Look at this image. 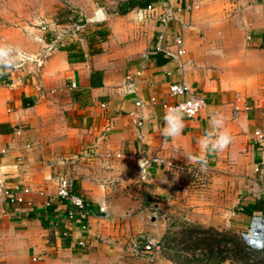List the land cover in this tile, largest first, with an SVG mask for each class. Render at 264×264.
<instances>
[{"label":"crops","instance_id":"crops-1","mask_svg":"<svg viewBox=\"0 0 264 264\" xmlns=\"http://www.w3.org/2000/svg\"><path fill=\"white\" fill-rule=\"evenodd\" d=\"M36 1L33 11H0V83L23 78L0 88V178L31 190L32 201L10 207L0 197V264H148L131 253L140 235L162 247L154 264H167L163 217L173 205L199 224L239 233L254 215L264 217V145L255 137L264 132V0H199L184 18L191 28L183 71L173 49H155L160 19L191 0H137L125 15L116 12L125 0H63L82 17L85 28L75 30ZM98 12L103 20L91 22ZM58 38L35 77L15 69L10 47L32 55ZM178 82L206 106L195 118L183 116L181 134L168 137L163 105L179 101L168 94ZM217 115L222 129L212 127ZM225 130L224 151L202 149L205 137ZM156 155L179 169L151 165L142 183L138 163ZM62 177L84 200L85 220L67 219L70 207L57 198Z\"/></svg>","mask_w":264,"mask_h":264},{"label":"built area","instance_id":"built-area-1","mask_svg":"<svg viewBox=\"0 0 264 264\" xmlns=\"http://www.w3.org/2000/svg\"><path fill=\"white\" fill-rule=\"evenodd\" d=\"M199 9V0H191L187 6L171 10L160 19L161 29L157 37L155 50L157 52L167 53L170 48L173 49L172 58L178 63L181 71L184 69L182 58L186 54L184 33L191 28L190 23L185 21L184 18L185 16L192 15ZM146 10L152 12L153 8L152 6H147ZM172 26H176L177 29L173 36H170ZM41 30L46 31V28L43 27ZM35 40L40 43L43 42L41 38H35ZM59 40L61 38H58L54 43L44 45L42 51L32 55L10 47L8 51L9 58L13 62H16L15 69H23L26 71L27 76L35 77L45 66L47 58L58 50ZM22 81L23 78L20 77L16 80L0 83V88H13L16 84L22 83ZM133 83V79L128 77L127 89L129 92H133ZM168 94L171 98L179 99V101L175 104H164L163 108L167 113L170 109H179L182 116L192 119L197 117L206 106V101L194 93L184 82L172 84L169 87ZM151 103L156 104V100L151 99ZM234 110L235 113L239 112L238 108ZM246 110L248 109L246 108ZM255 137L260 144L264 145V132L255 133ZM151 165L159 168L179 169L175 165L167 163L158 155L149 159L140 160L138 163V175L142 183L146 182L149 174L148 170ZM30 196L31 190L28 188L13 186L5 178H0V197L5 200L8 206L30 207L32 206V201L28 199ZM57 198L68 203L70 207V211L67 213L68 220L72 221L77 216L80 220H85L89 215L84 200L71 191L70 182L64 177L58 179ZM97 207L101 213L107 215V205L104 201H100ZM83 230H86V227H83ZM241 238L249 249L255 251L264 250V217L260 214L254 215L251 218L248 229L241 233ZM79 246L83 247L84 243L80 242ZM130 249L133 256L143 258L148 264H154L161 253L160 243L150 235H140L137 238H133L130 243Z\"/></svg>","mask_w":264,"mask_h":264},{"label":"rangeland","instance_id":"rangeland-1","mask_svg":"<svg viewBox=\"0 0 264 264\" xmlns=\"http://www.w3.org/2000/svg\"><path fill=\"white\" fill-rule=\"evenodd\" d=\"M42 1L44 14L54 22L71 30H75L77 26L85 28L81 25L83 22L78 10L65 1ZM33 3L39 1L0 0V11L5 7L10 14H16L19 5L21 11H33ZM17 23L19 22L16 20L8 22L9 25ZM192 183L197 186L196 181ZM191 213H186L179 205H173L163 217L165 234L162 245L167 264H264V250L246 248L241 233L226 228L222 223H218L217 227L199 224L194 221L195 217ZM230 242H236L238 248Z\"/></svg>","mask_w":264,"mask_h":264},{"label":"clouds","instance_id":"clouds-1","mask_svg":"<svg viewBox=\"0 0 264 264\" xmlns=\"http://www.w3.org/2000/svg\"><path fill=\"white\" fill-rule=\"evenodd\" d=\"M164 134L168 137L179 136L183 130V116L179 109H170L165 116ZM214 129H222L224 125V118L220 115L214 116L211 121ZM231 142V136L225 131H220L215 135V138L205 137L200 143L205 151H224ZM200 163H206L203 156L199 158Z\"/></svg>","mask_w":264,"mask_h":264},{"label":"trees","instance_id":"trees-1","mask_svg":"<svg viewBox=\"0 0 264 264\" xmlns=\"http://www.w3.org/2000/svg\"><path fill=\"white\" fill-rule=\"evenodd\" d=\"M138 2L137 0H125L123 2H120L116 8V12L120 15H125L128 12H130L131 10H133L135 7H137ZM101 35V37L104 36V34H99ZM231 244H233V246L238 248V244L236 242H230ZM245 244V243H244ZM246 246V245H245ZM246 248H248L246 246ZM249 249V248H248ZM162 250V247H161Z\"/></svg>","mask_w":264,"mask_h":264},{"label":"water","instance_id":"water-1","mask_svg":"<svg viewBox=\"0 0 264 264\" xmlns=\"http://www.w3.org/2000/svg\"><path fill=\"white\" fill-rule=\"evenodd\" d=\"M103 18H104L103 13L98 12V13L96 14L95 18H94L91 22H96V21H97V22H100V21L103 20Z\"/></svg>","mask_w":264,"mask_h":264}]
</instances>
